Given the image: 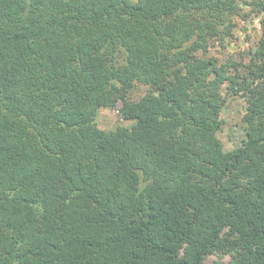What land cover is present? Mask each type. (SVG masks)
<instances>
[{
    "label": "trees",
    "instance_id": "1",
    "mask_svg": "<svg viewBox=\"0 0 264 264\" xmlns=\"http://www.w3.org/2000/svg\"><path fill=\"white\" fill-rule=\"evenodd\" d=\"M243 2L0 0V264H264V24L248 64L204 56Z\"/></svg>",
    "mask_w": 264,
    "mask_h": 264
},
{
    "label": "rangeland",
    "instance_id": "2",
    "mask_svg": "<svg viewBox=\"0 0 264 264\" xmlns=\"http://www.w3.org/2000/svg\"><path fill=\"white\" fill-rule=\"evenodd\" d=\"M264 0H245L240 5V14L233 19L234 26L231 35L224 38H214L209 42L205 57L213 58L219 63L233 60L236 63H249L250 51L253 50L261 39L264 24V9L259 6ZM148 91V87L136 84L129 95L131 101H138ZM220 119L222 121L217 137L224 151H231L240 146L246 125L243 121L246 113V98L232 93L223 87L220 98ZM119 105L113 109H99L95 123L99 129L114 130L117 127L130 126L118 111ZM230 255L212 254L206 257L205 262L212 264L215 261L228 263Z\"/></svg>",
    "mask_w": 264,
    "mask_h": 264
}]
</instances>
